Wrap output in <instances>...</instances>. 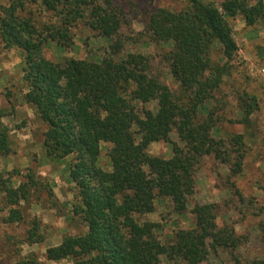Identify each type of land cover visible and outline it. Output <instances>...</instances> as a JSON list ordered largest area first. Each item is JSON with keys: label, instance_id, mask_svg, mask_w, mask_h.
<instances>
[{"label": "trees", "instance_id": "1", "mask_svg": "<svg viewBox=\"0 0 264 264\" xmlns=\"http://www.w3.org/2000/svg\"><path fill=\"white\" fill-rule=\"evenodd\" d=\"M27 4L40 6L53 22L42 24L39 30L31 14L25 13ZM237 16L248 27L264 22V0L251 4L222 0L219 6L185 0L178 12L159 8L150 13L145 29L151 42L169 47L163 60L177 85L174 93L152 72L148 57L121 54L125 45L120 34L122 15L114 0H9L0 5V44L23 54V101L34 108L43 126L46 157H71L68 180L76 200L72 218H79L86 228L85 233L66 235L58 245L47 248V262L156 264V258L163 256L171 264H209V250L232 253L239 247L240 237L232 228L217 226L215 204L195 205L193 227L176 231L166 244L155 238L157 224L137 219L154 212L157 198L169 199L175 213H184L194 193L193 172L202 157L213 156L226 165L228 177L242 172L243 134L233 135L229 149L223 150L224 142L211 136L214 112L207 109L205 118L198 116L226 73V64L214 66L210 61L213 45H219L227 62L238 51L229 23ZM78 24L111 40L109 52L89 61L45 59L42 50L49 43L70 47L71 30ZM151 102L156 103L155 111H139ZM241 104L238 122L248 125L256 100L243 93ZM5 116L0 110V157L13 151L11 130L2 121ZM173 128L182 146L172 144L169 159L149 155L148 146L167 141ZM101 143L111 145L107 153L110 171L98 164ZM1 185L4 224L25 223L21 203L30 205L39 186L50 191L31 170L16 187L8 181ZM29 222L25 243H42L40 221L33 217ZM14 264L41 263L30 253ZM232 264H264V259L242 262L233 256Z\"/></svg>", "mask_w": 264, "mask_h": 264}, {"label": "rangeland", "instance_id": "2", "mask_svg": "<svg viewBox=\"0 0 264 264\" xmlns=\"http://www.w3.org/2000/svg\"><path fill=\"white\" fill-rule=\"evenodd\" d=\"M201 1L219 6L222 0ZM246 1L251 4L256 0ZM8 2L9 0H0V5H6ZM114 3L122 15L120 34L125 45L121 54L132 53L148 57L152 72L158 74L162 82L175 93L177 85L171 79L163 60V55L169 47L151 42L145 27L151 12L159 8L178 12L185 7V0H114ZM27 12L31 14L30 17H33L39 30L42 24L53 22L50 15L44 13L37 4H27L25 13ZM229 23L238 51L233 59L227 62L219 45H213L210 61L214 66L226 64V73L212 99L204 105V109L198 111V116L200 119L205 118L207 109L214 112L216 125L211 136L224 142L223 150L229 149L227 143L233 135L243 134L246 154L242 172L238 176L228 177L229 170L226 165L221 164L213 156L202 157L193 172L194 193L188 198L184 213H175L169 199L157 198L154 202V212L137 218L139 222L157 224L155 238L166 244L172 241L176 231L193 227L191 209L195 205H217V226L232 228L240 237L241 244L232 253L220 248L215 251L209 250L207 258L209 264H232L233 256L242 262L264 259V22L259 21L248 27L243 18L237 16L229 20ZM71 34L73 37L69 48L61 49L49 43L43 47V57L54 63H60L67 58L89 61L94 56L103 57L109 52L111 40L98 36L82 24L74 27ZM18 53L13 58L22 62L23 54L21 51ZM18 89L21 93V84L17 86L16 90ZM8 92L12 94L13 91ZM243 93L253 96L257 104L248 125L238 122L242 118ZM142 109L155 111L156 103L140 106L139 111ZM20 119L21 116L18 115L16 124H19ZM32 121L37 123L38 130L39 126L40 130H43L36 115ZM172 144L182 146L175 128L170 132L167 141L150 144L147 153L154 157L169 159L172 156ZM110 147L111 145L107 143L100 144L98 164L105 171L111 170L107 157ZM12 150L8 156L0 157V264H14L30 253L41 264L70 263V260L59 263L47 262L44 259V252L47 248L58 245L64 236L80 235L86 231L79 218H72L71 207L76 200L73 185L68 180L71 157L63 160L46 159V156L44 158L41 139L38 138L30 141L14 138ZM42 167H46L47 171ZM40 169L45 173L39 174ZM27 170L42 178L43 184H47L50 191L39 186V189L32 193L30 205L21 203L25 223L4 224L2 181H8L10 186L16 187L23 180V174ZM33 217L40 221V233L44 236V241L29 245L25 243L24 237L30 227L29 221ZM156 264L171 263L160 256L156 258Z\"/></svg>", "mask_w": 264, "mask_h": 264}, {"label": "crops", "instance_id": "3", "mask_svg": "<svg viewBox=\"0 0 264 264\" xmlns=\"http://www.w3.org/2000/svg\"><path fill=\"white\" fill-rule=\"evenodd\" d=\"M18 52V50L4 49L0 44V110H7V116H5L2 121L5 125H15L14 128L8 126L11 130L10 136L12 140L14 138H19L30 141L38 138L41 139L42 145L43 130H40L41 126H39L38 130L36 126L37 123L32 121V118L36 115L35 110L31 105L23 101L24 89H21V93L19 89L18 91L16 90L17 86L21 84V60L13 58V56L17 55ZM9 90L13 91L12 94H9ZM6 94L9 96V101L6 99ZM18 115L21 116V119L19 120V124H16ZM43 156L44 158L46 156L44 148ZM46 159H48V157ZM42 169L47 171L46 167H42ZM43 173L45 172L40 169L39 174Z\"/></svg>", "mask_w": 264, "mask_h": 264}]
</instances>
